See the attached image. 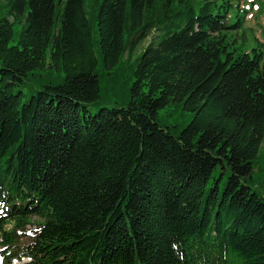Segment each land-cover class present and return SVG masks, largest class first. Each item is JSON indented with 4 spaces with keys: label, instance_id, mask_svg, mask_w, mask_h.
Instances as JSON below:
<instances>
[{
    "label": "trees",
    "instance_id": "trees-1",
    "mask_svg": "<svg viewBox=\"0 0 264 264\" xmlns=\"http://www.w3.org/2000/svg\"><path fill=\"white\" fill-rule=\"evenodd\" d=\"M239 1L0 0V264H264L245 185L264 57ZM94 35L104 69L133 65L126 106H100ZM46 66L62 83L26 99ZM171 102L192 113L179 133L156 119Z\"/></svg>",
    "mask_w": 264,
    "mask_h": 264
},
{
    "label": "rangeland",
    "instance_id": "rangeland-1",
    "mask_svg": "<svg viewBox=\"0 0 264 264\" xmlns=\"http://www.w3.org/2000/svg\"><path fill=\"white\" fill-rule=\"evenodd\" d=\"M252 2L251 6H246L248 12L243 20V27L239 33L244 34L246 45L244 50L252 55V50L260 48L263 50L264 57V0H240L239 5L245 6L246 3ZM0 4H3L1 2ZM89 11V8H87ZM20 30V25L14 27V40ZM93 32L96 33V28L93 25ZM151 37L145 40L137 50L138 54L141 49L149 42ZM93 49L98 61V75L101 86V107L113 106H126L130 100V86L133 81L131 72L133 65L130 61L122 59L121 63L113 70L104 69L102 64V57L98 49L97 38L94 35L92 38ZM110 73V74H109ZM64 74L49 69L47 66L44 69H38L32 72L24 82L23 87L20 89L24 92L25 98L28 99L31 95L35 94L43 84L51 83L58 85L62 83ZM91 112H97V108L91 107ZM157 121L174 131L179 133L192 119V113L182 108L180 103L171 102L164 108L157 112ZM214 178H221V188L227 180V174L220 176V170L217 169L213 173ZM211 182L213 180L211 179ZM251 192L264 197V141L262 142L256 158L252 163V170L250 176L246 180V184ZM31 223L27 228L33 229L36 227L37 218H32ZM8 227V226H7ZM27 241L25 239L22 242Z\"/></svg>",
    "mask_w": 264,
    "mask_h": 264
},
{
    "label": "snow or ice",
    "instance_id": "snow-or-ice-1",
    "mask_svg": "<svg viewBox=\"0 0 264 264\" xmlns=\"http://www.w3.org/2000/svg\"><path fill=\"white\" fill-rule=\"evenodd\" d=\"M36 230H37V231H39V229H36ZM172 246H173L174 248L176 247V245H175V244H173Z\"/></svg>",
    "mask_w": 264,
    "mask_h": 264
}]
</instances>
